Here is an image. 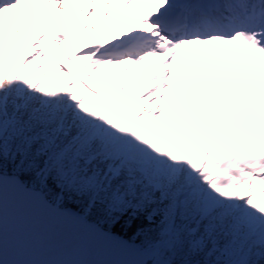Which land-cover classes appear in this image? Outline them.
<instances>
[{
  "label": "snow or ice",
  "instance_id": "1",
  "mask_svg": "<svg viewBox=\"0 0 264 264\" xmlns=\"http://www.w3.org/2000/svg\"><path fill=\"white\" fill-rule=\"evenodd\" d=\"M0 264H264V0H0Z\"/></svg>",
  "mask_w": 264,
  "mask_h": 264
},
{
  "label": "trees",
  "instance_id": "2",
  "mask_svg": "<svg viewBox=\"0 0 264 264\" xmlns=\"http://www.w3.org/2000/svg\"><path fill=\"white\" fill-rule=\"evenodd\" d=\"M102 227H104L105 229H108V226L106 224H103V222L101 223ZM112 231L124 236L126 239L129 238V236H131V231L125 233L123 231H121V229L119 228V226H117L115 229H112Z\"/></svg>",
  "mask_w": 264,
  "mask_h": 264
},
{
  "label": "water",
  "instance_id": "3",
  "mask_svg": "<svg viewBox=\"0 0 264 264\" xmlns=\"http://www.w3.org/2000/svg\"><path fill=\"white\" fill-rule=\"evenodd\" d=\"M70 210H73V209H70ZM101 226V225H100ZM102 227V226H101ZM104 230H107V229H105L104 227H102ZM116 233V232H115ZM118 236H122V235H120V234H118V233H116ZM125 238V237H124ZM126 239V238H125Z\"/></svg>",
  "mask_w": 264,
  "mask_h": 264
},
{
  "label": "rangeland",
  "instance_id": "4",
  "mask_svg": "<svg viewBox=\"0 0 264 264\" xmlns=\"http://www.w3.org/2000/svg\"><path fill=\"white\" fill-rule=\"evenodd\" d=\"M102 226V225H101ZM108 230V229H107Z\"/></svg>",
  "mask_w": 264,
  "mask_h": 264
}]
</instances>
